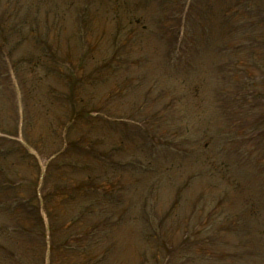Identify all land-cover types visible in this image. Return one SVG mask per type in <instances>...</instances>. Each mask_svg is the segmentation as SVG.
<instances>
[{"label":"trees","instance_id":"1","mask_svg":"<svg viewBox=\"0 0 264 264\" xmlns=\"http://www.w3.org/2000/svg\"><path fill=\"white\" fill-rule=\"evenodd\" d=\"M98 1L102 4L96 11H90V4L85 0H15L13 7L8 1L4 12H0V81L12 77L13 72L26 99L27 94L30 96L26 79L32 84L34 98H41L33 99L39 102V110L24 113L23 137L43 156L47 149L54 146V152L62 146V150L48 161L41 179L37 157L17 138L18 115L14 96L10 111L3 104L0 111V210H5V201L10 198L25 206L33 205L39 214L35 218L29 214L28 218L18 216L14 223L18 218L23 222L15 223V226L3 220L0 231L12 237L17 235L18 241L24 238L29 243L25 246L28 252L34 249V253L31 252L35 257L34 264H43L47 231L39 206H35L39 192H42L41 201L50 221L51 264H128L121 257L123 245L134 247L129 264H148L162 257H168L167 262L170 259L175 264L180 257L183 262L179 264H250V258L255 260L254 264H264L259 261L260 255L264 257V92L256 95L250 86L258 80L259 71L263 72L264 80V0H145L146 5L155 3L158 6L161 13L158 18L165 28L174 32L175 38L182 22L197 19L207 26L205 21L208 18L223 35L229 32L228 42L241 45L237 58L232 57L233 70L225 73L224 81L220 80L223 86L221 98L214 99V102L222 110V124L237 123L238 131L244 127L238 136L247 139L241 159L244 165H248L249 173L243 176L228 173L229 168L224 166L219 170L222 164L218 158L212 159L215 157L214 144L210 143L214 135L201 132L196 138L186 139L171 126L174 123H170L168 117L171 119L175 100L156 109L150 108L151 97H145V106L138 109L137 106L123 108L129 101L125 106L113 102L125 92L136 73L120 76L124 70H118L112 63L136 64H132L127 56L120 61L119 57L140 47L136 45L135 33L145 24L139 21V13L132 12L137 0H112L114 11L126 12L127 24L118 25L120 35L113 36L116 46L106 45V38L110 39L108 30L116 24L105 20L103 9L107 10L109 1ZM185 1V4L189 3L187 6ZM61 3L70 4L66 8L69 12L74 13L75 8H79L75 19L64 12ZM85 5L87 9L82 7ZM42 6L45 11H41ZM27 8L31 12L48 14L46 25H26L21 15ZM237 31L238 34H233ZM242 41L246 42V47ZM103 45L106 46L100 48ZM174 47L178 58L179 52L182 53L180 43ZM173 50L169 45L167 54L174 57ZM139 56L143 60L142 55ZM258 65L261 68L255 72ZM110 71L116 72L115 81L110 80L106 85L108 92L92 100L95 106L90 105V99L84 95H90L91 88L88 87L99 83ZM192 74L188 73L187 77ZM182 82L180 79L179 83ZM154 84L155 80L149 87L153 88ZM140 85L146 86V82ZM140 85H136L135 91ZM199 87L198 83L193 84L195 95ZM41 90L44 91L42 95L38 94ZM249 96L255 98L248 101ZM2 102L0 96V104ZM198 108L196 115L202 121L205 116L203 107ZM254 108L260 109L255 116L250 113ZM55 112L58 114L47 130L52 136H47L45 144V136L36 128L33 132L28 121L38 120L41 114L53 117ZM63 112L66 122H62ZM165 112L169 116L163 118ZM209 115H212V122L216 121L211 110ZM216 122L213 124H219ZM206 124L204 122L203 129L207 128ZM253 124L256 126L250 127L252 133L243 132ZM234 128L227 129L231 132ZM104 131L110 132L112 143L103 142L100 133ZM248 135L251 137L247 138ZM232 140L233 136L228 141ZM182 146L193 151L194 161L208 158V169L212 173H222L220 179L230 183L231 187L218 194L212 204L207 202L210 215L198 221L201 227L189 229L184 238L176 242L170 221L181 218L176 217L184 199L181 194L185 188L194 185L197 174L195 171L188 178L179 176L180 188L166 206L157 209L154 202L161 187L159 172L169 176V171L177 165L171 161L179 159L169 158L167 164L160 165L152 155L163 149L180 150ZM132 150L144 151L147 157L131 159L128 152ZM144 174L153 179L148 185L149 192L142 195L143 204L150 206L152 211L135 217L130 207L129 190L132 182L139 185ZM169 178L165 185L177 186L171 176ZM236 200L240 205L231 210L230 206ZM200 201L195 198L187 205L192 207ZM78 203L82 212L74 218L71 213ZM78 223L77 230L71 228ZM85 244L87 253L78 254ZM148 245L152 257L146 255Z\"/></svg>","mask_w":264,"mask_h":264},{"label":"rangeland","instance_id":"2","mask_svg":"<svg viewBox=\"0 0 264 264\" xmlns=\"http://www.w3.org/2000/svg\"><path fill=\"white\" fill-rule=\"evenodd\" d=\"M107 1H109L110 5L107 6V10L105 8L103 9L106 16L105 20L109 21L111 24H116V26L119 25L120 23H122L125 26L127 24L126 12L125 11L120 12L117 9L116 11H114L113 2L111 0H107ZM87 2H89L90 7L92 6L93 8V4L89 0ZM145 3H146L145 0H137L135 7L132 8L133 10L132 12L139 13L141 15L140 16L141 19L139 21L145 24V26L142 29L138 28L139 30L135 33V39L137 42L139 40L138 44L140 45V47L134 50V53L136 54V56L145 54L147 60L144 61V60H139L137 58H132L134 60L131 61L132 64L133 63L136 64L134 66L131 65H129L128 67L125 66L124 69L128 74L131 72H135L138 75L139 79H147V80L149 79L148 80L149 84L153 80L155 81L156 80L159 81L163 79L168 80V77H172V75H174L175 77L170 78L173 81H172V86L170 87L171 92L168 95L169 97L161 98L158 101V103H155L152 107H154L155 109L161 108V106L165 105L164 103L166 102L170 103L171 100L177 101L180 100V98H182V100L179 101V105H178L179 115H183L185 112H188L189 113L188 116H192L191 120L196 119V123L195 122L194 123L198 127L205 126L203 124L204 122H206L208 123L206 125L210 126V128L212 127L213 129L217 130L219 127H217L216 124H213L211 120L212 115H209V110H211L214 114H220L222 111L220 110V105L215 103L214 99L221 98L223 86L222 84H220L221 82L220 80L224 81L225 73L228 72L231 73V71L233 70L232 57L237 58L238 56L237 53L239 52L238 47L241 45L228 42L227 39L230 37V35L227 34L228 31L225 32L226 34H224L225 35L224 36L217 25L215 27L212 26V22L208 18L205 21V24H207V26H205L202 21L197 19L187 21V23L182 22L179 25L176 24L178 25L179 30L177 31V36H176L177 38H175L173 37L174 32H172L169 28H165L163 21L160 20V18H158L161 15V13L159 14V9L157 8L158 6L155 3L150 6L146 5ZM185 3L186 1L184 2V4ZM95 4L97 6V3L96 2L94 3V7L96 8ZM188 4H185V6H187ZM6 5L7 3L0 2V12L4 11ZM176 8L181 9L180 6H177ZM161 10L162 9H160V11ZM117 16H119L120 19L119 18L117 19ZM132 22L133 21H130V23ZM166 30L167 32H165ZM108 42H109L108 38H106V43L108 44ZM242 42L244 44L243 46L246 47L247 45L246 42L244 41ZM177 43H180V47L182 51V53L179 52L178 58L176 57V54H174V57H172V55L167 54L169 45H171L172 49H174L175 51L176 48L174 46L175 44L177 45ZM250 43L253 42L250 41ZM104 46L106 45H103L100 48H103ZM112 46L113 47L116 46L115 41L112 44ZM253 67L256 68L257 65L254 64ZM260 68L261 65H258V68L255 69L254 71L257 72V70H259ZM245 69L246 68H244V70ZM246 70L244 72H246ZM188 73H194V74L187 77ZM262 73H263L262 71L257 72L258 80L255 82V84L250 85L252 86L251 89L253 93L256 95H258L260 92L261 93L264 92V80L262 78ZM115 76L113 72L110 74V78L107 81L100 80L98 85L95 86L90 85V87H88L91 88L90 98L91 97L96 98L101 94L108 92L106 88L107 87L106 83L109 80L115 81ZM180 79H183V82L181 84H179ZM233 79H237V77L233 76ZM26 81L27 84H29L28 91L30 94V96L27 94V102L30 105V107L32 106V108L34 107L39 110L40 107L39 102L36 100L35 102H33V99H41V98L39 96L34 98L33 96L34 94H31L32 84L27 79ZM194 83H198V86H200L197 91L198 92L197 95H195V90L193 89ZM146 86H148L147 83ZM146 86H142L139 88L141 90L139 94L143 95L147 92ZM229 86L232 87L233 85L229 84ZM0 92L2 93L0 94V96L1 98H3V102L0 104V111L2 110L3 104H5L7 110L10 111L11 107H13L12 95L16 97V95L14 94V85H13L12 77H9L8 79L3 78L0 81ZM38 94L42 95L44 94V91L41 90ZM84 95L87 96V93H85ZM157 96H160L159 93ZM254 98L255 96H249L247 100L249 101ZM141 99L142 98L141 97L139 98L136 94H133L130 91H126L123 94H121L120 97L113 99V102L118 101L119 103H121V106H125L126 104H128L129 101V106H131L132 103L136 105L141 104ZM90 105L95 106V104L92 103ZM198 106H202L205 109V114H204L205 117L204 120L202 121H199L196 118L197 116L196 111L199 110ZM62 109L65 108L62 107ZM172 109L175 110L176 106H174V108ZM259 110H260L259 108L257 110L256 108H254L250 110L251 111L250 113L255 116L259 113ZM57 114L58 113L55 112L53 117L49 116L48 114L45 115V117L47 121L51 123L53 122L54 118H56ZM167 114L168 113L166 114L163 113L162 116L165 117ZM62 117H63L62 122H66V114L64 112L62 114ZM37 123L42 133L45 132L46 137L50 136L48 131H45L48 129L46 127V124L48 123L47 122L42 123L40 121ZM38 125H36L35 128H38ZM255 126L256 125L253 124L250 125L249 127H246L243 130V132L249 133L251 132L250 127H255ZM231 127H236V128H234L230 132L227 128H231ZM35 128L33 129V131L35 130ZM243 128L244 127L241 128V131ZM238 129L239 128L237 123H232L231 125L223 126L222 128L223 145L215 147V149H218V151L215 152V157L212 156V159L216 158L217 160L218 158V162L225 161L224 162L225 164L229 163L228 165L222 164L221 166V167L224 166L226 168H229L230 172L228 173L243 175L244 173H246V166L244 165V163H241V157L245 153L244 142L247 143L246 142L247 139H245L242 136L241 137L238 136V134L241 133V131H238ZM100 136L103 142L104 140L107 142L110 141L111 143L113 141V138L111 137V134L108 131H104L103 133H100ZM231 136H233V140H232L233 142L228 141ZM246 137L247 138L251 137V135H248ZM238 141L240 144L238 143ZM133 150L128 152V156L131 159L140 156L137 153H131L133 152ZM120 156L122 157L123 155ZM232 158L234 159V162H230ZM207 159L208 158H205L204 160L203 157L198 158L193 163V165L189 166L186 164H188L191 161V158H187L188 162H185L183 166H181V169L178 171V173L182 171L183 175H185L184 173H186L187 177H190L191 174L196 171L197 177L193 183L194 185H191L189 189L186 188L182 192V195L184 197V199H182L181 202L182 207L180 208V210L176 212L177 215L176 217L177 218L181 217V218L176 221H170V225H173L172 235L176 242L178 240H182L185 236V233H187L189 229L196 230L199 227H201L200 226L201 224L200 225L197 224L198 221H201L206 215L208 216L210 215L209 212L211 209L207 210L206 209V207H208L207 205H209V203L212 204L215 198L218 197V194H222L224 190L230 189L231 187L229 186L230 183L220 179L222 173H219L218 171L212 173V171L208 169L209 163L206 162ZM174 175L176 174L173 173L171 176ZM150 179H151L150 177L145 176L144 182L146 184L143 185L147 186L150 183ZM176 183L179 184L180 182H176ZM176 189H177L176 186L175 187L168 186V184L163 185V187L159 189L160 191V193L158 194L160 196L159 205L160 206L166 205V203H168V200L174 196L173 194L175 193ZM130 192L133 193V197H134L132 203H136L137 200L141 198L138 191L135 190ZM186 195L189 196L188 199H186ZM51 197L53 196L51 195ZM195 198H197L199 201L201 199L199 203L197 204L193 203L195 205V208L194 205L192 207L191 205H187V202L189 200H193ZM41 200H42V192H39V197L35 202V206L37 205L39 206L38 210L40 212L43 222L44 221L43 215L41 212V207L39 205V201ZM234 202L235 203H233L230 206L231 210H234L237 206L240 205L239 200H236ZM16 203L17 206H15ZM5 204H6L5 210H0V223H2L4 220V222L8 221V224L13 223L12 225L15 226L16 225L15 223L23 222L22 219L18 218V220H16V222L14 223L16 217L26 215V217L28 218V216L30 215L31 217L35 218L39 214L36 212L33 205L25 206L21 202L19 201L16 202L15 200L10 198H7ZM134 207L135 208L132 209V212L136 214L140 211V207L137 204ZM80 208L81 207L79 206L78 203L77 206H74V211L77 212L78 210H80ZM23 212L25 214H23ZM10 217H14V218H10ZM78 226H80V223L76 225H72L71 228L77 230L79 228ZM0 233L3 234V235L0 234V264H34L33 258L35 257L31 255V252L34 253V249L30 250L31 252H28L25 246H27V244L29 243L26 242L24 238L18 241V239H16L17 235H14V237H12L11 234H4L1 231ZM4 242L8 244V245L6 244L5 246L10 249L11 256L14 255V260L11 258L10 261H7L9 260V258L7 259L5 258V256L7 257L10 256L4 253L2 249ZM20 242H24L25 244L21 245ZM133 251H134V247H132L131 245H123L121 257H124V260L128 264L129 261L133 258L132 257L134 253ZM151 251H152L151 246L148 245L146 255L152 257ZM167 258L168 257H162L158 260H155L154 262L149 261L148 264L176 263L174 261H171L170 259L167 262ZM247 259L246 262H248ZM249 261L250 264H254L255 260L250 258ZM259 261L264 263V257L260 255ZM179 262H183V259H181V257L178 259V264Z\"/></svg>","mask_w":264,"mask_h":264}]
</instances>
